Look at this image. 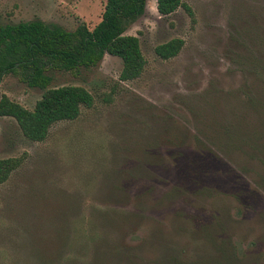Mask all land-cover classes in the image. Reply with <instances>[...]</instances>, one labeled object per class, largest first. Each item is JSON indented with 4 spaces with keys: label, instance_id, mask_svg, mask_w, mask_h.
Returning <instances> with one entry per match:
<instances>
[{
    "label": "rangeland",
    "instance_id": "1",
    "mask_svg": "<svg viewBox=\"0 0 264 264\" xmlns=\"http://www.w3.org/2000/svg\"><path fill=\"white\" fill-rule=\"evenodd\" d=\"M155 0L125 34L145 64L121 81L104 54L47 87L93 98L42 141L0 116V264H264V0ZM105 0H0V26L92 28ZM183 41L172 58L154 46ZM3 74L0 96L32 109L42 89Z\"/></svg>",
    "mask_w": 264,
    "mask_h": 264
},
{
    "label": "trees",
    "instance_id": "2",
    "mask_svg": "<svg viewBox=\"0 0 264 264\" xmlns=\"http://www.w3.org/2000/svg\"><path fill=\"white\" fill-rule=\"evenodd\" d=\"M181 5V0H155L160 15H168ZM144 7L145 0H105L100 20L92 28L79 23L66 30L39 19L1 25L0 80L3 74L14 73L26 85L43 91L30 110L0 96V116L12 117L26 139L42 141L53 123L76 118L80 108L90 107L93 101L81 86L47 87L49 71L75 73L80 67L95 66L104 54H109L121 60L119 80L137 78L145 60L138 38L124 31ZM182 44L180 38H171L154 46L153 51L158 58L169 59ZM17 164L12 158L0 159V182Z\"/></svg>",
    "mask_w": 264,
    "mask_h": 264
}]
</instances>
